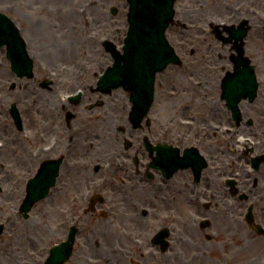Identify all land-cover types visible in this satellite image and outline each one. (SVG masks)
Masks as SVG:
<instances>
[{
  "label": "flooded vegetation",
  "instance_id": "obj_1",
  "mask_svg": "<svg viewBox=\"0 0 264 264\" xmlns=\"http://www.w3.org/2000/svg\"><path fill=\"white\" fill-rule=\"evenodd\" d=\"M214 1L212 10L226 7L220 13L225 22L211 18L204 23V14H196L191 22L196 35L209 33L227 44L230 75L250 60L258 91L254 100L239 102V122L221 98L212 130L185 122L186 114L198 110L192 101L197 96L182 98L165 78L155 85L156 95L158 87L164 93L162 106L155 109V97L143 119L132 120L130 93L122 87L128 103L118 107L107 96L121 87L107 91L98 83L109 66L106 59L75 60L66 44L56 63L61 73L40 72L37 66L53 65L43 58L48 52L38 22L26 11L7 13L24 37L34 73L13 68V58L20 55L10 46L17 40L8 37L0 45V114L8 115L19 135L8 140L18 139L23 148L28 143L27 160L35 165L22 176L41 174L47 162L56 172L53 231L64 230L67 237L75 230L67 264H248L255 238L261 240L258 256L264 264V210H254L264 188L252 172L261 167H254L251 156L250 169L237 172L231 158L244 132L259 146L264 143V0ZM183 24L181 33L188 29ZM180 41L184 50L186 43ZM45 96V107L28 106V98ZM190 147L206 157L201 170L202 161ZM251 208L261 229L248 218Z\"/></svg>",
  "mask_w": 264,
  "mask_h": 264
},
{
  "label": "rangeland",
  "instance_id": "obj_2",
  "mask_svg": "<svg viewBox=\"0 0 264 264\" xmlns=\"http://www.w3.org/2000/svg\"><path fill=\"white\" fill-rule=\"evenodd\" d=\"M214 4V0H177L175 23L168 28L167 35L177 52L183 56L184 63L172 64L158 74V80L165 78L170 82L171 89L173 86L182 98L197 96L192 101L196 103L198 110L185 115L186 123L210 130L219 122L217 112L219 105L224 102L220 97L221 80L229 68V50L227 44L221 45L209 33L196 35L197 26L191 22L194 23L193 16L196 14H204V23H208L211 18L218 24L225 21L220 13L226 11V7L214 11ZM114 5L118 7L117 14L111 12ZM0 10L13 16H18L20 10L26 11L29 17L33 16L38 22L42 31L43 49L49 55L43 58L52 60L53 65L42 66L43 70L37 66L44 74L51 70L61 73L56 63L61 58L58 55L61 54L60 47H63V43L73 49L71 52L75 55V60L101 58L106 59V65L111 64L113 59L109 52L102 56V39H111L121 48L128 30L127 0H0ZM183 23L187 24L188 29L181 33ZM180 39L186 43L184 50L180 47ZM94 64L98 68V64ZM109 98L114 99L118 107L128 103L126 91L122 87L114 90L107 96V100ZM163 99L164 93L158 87L154 106L156 110L162 106ZM48 100L49 96L33 97L28 98L27 103L30 107L38 108L45 107ZM262 118L264 120V115ZM242 134L250 135L246 132ZM8 136L18 138L19 135L8 115L0 114V139L4 143L0 146V223L4 224L0 264H44L51 246L64 238L66 232L63 230L58 235L53 231V190L48 197L34 205L28 218L20 212V205L26 195V179L22 173L32 171L35 164L31 165L27 160L28 143L23 148L18 139L9 141ZM253 139L257 141V138L252 137L248 140L250 142L234 143L231 158L237 172L248 171V155L251 150L264 152V143L259 146L258 141L256 144L252 142ZM252 172L260 177L259 188H264V162L260 172ZM239 177L242 179V176ZM255 205L256 212L264 210V192L258 194ZM252 241L254 246L251 248L248 264H262L263 258L258 256L261 240L255 238Z\"/></svg>",
  "mask_w": 264,
  "mask_h": 264
},
{
  "label": "water",
  "instance_id": "obj_3",
  "mask_svg": "<svg viewBox=\"0 0 264 264\" xmlns=\"http://www.w3.org/2000/svg\"><path fill=\"white\" fill-rule=\"evenodd\" d=\"M128 1L130 3L128 13L130 27L123 46L124 52L121 53L112 41H106L107 49L114 55L115 62L103 74L101 81L109 86L123 85L131 90L134 109H140L145 114L153 100L157 73L163 71L171 62H182L166 36V29L175 14L174 4L176 0ZM113 11L115 13L116 8ZM0 17L6 22H11L3 14H0ZM11 25L14 26L12 23ZM238 51L242 56L240 45ZM27 69L29 72L32 69L30 61ZM227 81L228 77L223 82V97L228 100L235 117H238L240 114L239 99L248 94H250L251 99L255 97L258 86L256 76L251 73L250 76L247 74V78L244 77V79H241L240 76L239 78L235 77L232 80L234 86ZM53 184L54 176H49L48 173H45L43 177L30 180L26 197L20 207V211L25 217H29L36 202L49 194ZM3 229L4 224L0 223V235ZM72 240L73 236L53 247L46 264H63L67 261L72 251Z\"/></svg>",
  "mask_w": 264,
  "mask_h": 264
},
{
  "label": "bare ground",
  "instance_id": "obj_4",
  "mask_svg": "<svg viewBox=\"0 0 264 264\" xmlns=\"http://www.w3.org/2000/svg\"><path fill=\"white\" fill-rule=\"evenodd\" d=\"M64 44V43H63Z\"/></svg>",
  "mask_w": 264,
  "mask_h": 264
}]
</instances>
